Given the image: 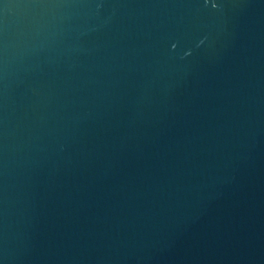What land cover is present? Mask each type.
I'll return each mask as SVG.
<instances>
[{"label":"water","instance_id":"1","mask_svg":"<svg viewBox=\"0 0 264 264\" xmlns=\"http://www.w3.org/2000/svg\"><path fill=\"white\" fill-rule=\"evenodd\" d=\"M0 264H264V0H0Z\"/></svg>","mask_w":264,"mask_h":264}]
</instances>
